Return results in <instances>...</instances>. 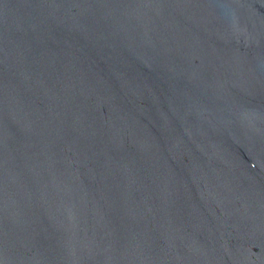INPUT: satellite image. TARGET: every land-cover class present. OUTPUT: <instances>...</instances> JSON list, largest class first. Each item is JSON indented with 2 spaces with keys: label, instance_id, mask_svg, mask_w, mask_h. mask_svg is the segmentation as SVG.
Listing matches in <instances>:
<instances>
[{
  "label": "water",
  "instance_id": "obj_1",
  "mask_svg": "<svg viewBox=\"0 0 264 264\" xmlns=\"http://www.w3.org/2000/svg\"><path fill=\"white\" fill-rule=\"evenodd\" d=\"M0 264H264V0H0Z\"/></svg>",
  "mask_w": 264,
  "mask_h": 264
}]
</instances>
